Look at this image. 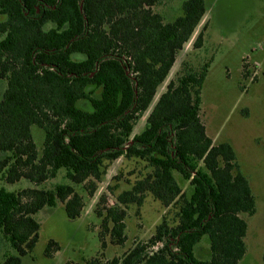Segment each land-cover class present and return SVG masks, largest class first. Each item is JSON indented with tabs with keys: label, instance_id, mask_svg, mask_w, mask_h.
I'll list each match as a JSON object with an SVG mask.
<instances>
[{
	"label": "trees",
	"instance_id": "1",
	"mask_svg": "<svg viewBox=\"0 0 264 264\" xmlns=\"http://www.w3.org/2000/svg\"><path fill=\"white\" fill-rule=\"evenodd\" d=\"M161 0H0V233L2 264H23L39 240L38 214L64 204L78 219L108 164L122 157L150 169L133 186L97 205L102 246L125 244L127 210L147 195L164 208L154 236L112 264H241L257 200L233 146L215 143L201 115L211 61L181 70L154 104L179 54L207 13L185 0L167 20ZM205 25L193 47L204 46ZM3 89V90H2ZM146 127L134 135L147 113ZM43 131L41 147L34 129ZM64 173L66 182L46 184ZM178 178L188 183L184 189ZM109 191H113L111 187ZM202 242L210 255L196 251ZM50 242L46 255L58 250ZM198 252V251H197Z\"/></svg>",
	"mask_w": 264,
	"mask_h": 264
},
{
	"label": "rangeland",
	"instance_id": "2",
	"mask_svg": "<svg viewBox=\"0 0 264 264\" xmlns=\"http://www.w3.org/2000/svg\"><path fill=\"white\" fill-rule=\"evenodd\" d=\"M184 1L161 0L156 11L171 20L179 15ZM206 3L207 13L202 23L179 54L154 104L181 70L183 62L189 61L198 67L211 61L201 95L202 119L215 143L227 142L233 146L256 196V214L242 216L248 222V233L247 253L241 264H264V0H206ZM205 25L204 46L196 50L193 44ZM148 115L149 112L138 121L134 135L145 129ZM34 136L41 147L43 131L35 128ZM149 171L145 162L122 157L108 164L106 175L93 196L84 189L86 184L77 188L84 199L78 219H70L61 203L42 210L37 216L41 223L39 240L23 258V264H112L115 258L122 259L135 244L148 242L164 216L174 218V209L164 208L153 196L147 195L141 207L131 205L127 210L125 244L117 245L107 235L102 246V222L96 208L104 194L109 196L108 204L112 205L116 195L130 189ZM64 176L60 173L46 186L51 188L66 182ZM178 180L187 189L189 184L181 178ZM2 187L21 191L30 184L7 185L0 175ZM109 187L113 191H109ZM50 242H55L59 249L47 256ZM8 250L0 233V264ZM197 251L196 255L201 258L210 255L206 242H202Z\"/></svg>",
	"mask_w": 264,
	"mask_h": 264
},
{
	"label": "crops",
	"instance_id": "3",
	"mask_svg": "<svg viewBox=\"0 0 264 264\" xmlns=\"http://www.w3.org/2000/svg\"><path fill=\"white\" fill-rule=\"evenodd\" d=\"M157 98V97H156Z\"/></svg>",
	"mask_w": 264,
	"mask_h": 264
}]
</instances>
